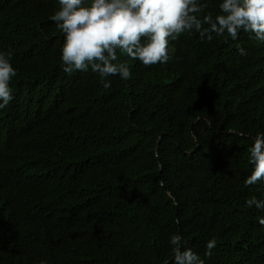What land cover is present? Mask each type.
I'll return each instance as SVG.
<instances>
[{
    "label": "trees",
    "instance_id": "trees-1",
    "mask_svg": "<svg viewBox=\"0 0 264 264\" xmlns=\"http://www.w3.org/2000/svg\"><path fill=\"white\" fill-rule=\"evenodd\" d=\"M59 7L0 0L17 69L0 109V264H172V234L204 264H264V210L246 207L264 180L244 183L264 133V43L183 35L166 64L122 57L131 78L104 89L91 68L63 71Z\"/></svg>",
    "mask_w": 264,
    "mask_h": 264
},
{
    "label": "clouds",
    "instance_id": "clouds-1",
    "mask_svg": "<svg viewBox=\"0 0 264 264\" xmlns=\"http://www.w3.org/2000/svg\"><path fill=\"white\" fill-rule=\"evenodd\" d=\"M59 5L50 19L64 34L60 49L63 71L72 74L91 68L101 77L104 89L111 87L109 76L131 78V66L122 57L138 60L145 67L166 64L175 53L171 42L183 35L198 34L201 42H211L214 34L237 40L243 31L264 43V0H220L215 15L208 11L210 0H59ZM191 47L187 45V49ZM237 51L240 56L248 55L239 44ZM257 58L264 59V52ZM16 75L12 52L0 51V109L14 98L10 85ZM253 141L248 152L254 167L245 178L246 186L264 180V133H257ZM253 206L264 210V200L248 199L246 207ZM258 220L264 226V217ZM169 240L172 264H204L192 247L185 246L181 235L172 234ZM216 245L215 237L209 239L205 255L211 257Z\"/></svg>",
    "mask_w": 264,
    "mask_h": 264
},
{
    "label": "water",
    "instance_id": "water-1",
    "mask_svg": "<svg viewBox=\"0 0 264 264\" xmlns=\"http://www.w3.org/2000/svg\"><path fill=\"white\" fill-rule=\"evenodd\" d=\"M160 139H161V137L159 138V140H158V142H157V145H156V148H155V150H156V154H158V149H159ZM168 262H169V261H166V262H164L163 264H167Z\"/></svg>",
    "mask_w": 264,
    "mask_h": 264
},
{
    "label": "rangeland",
    "instance_id": "rangeland-1",
    "mask_svg": "<svg viewBox=\"0 0 264 264\" xmlns=\"http://www.w3.org/2000/svg\"><path fill=\"white\" fill-rule=\"evenodd\" d=\"M255 58H257V57H255Z\"/></svg>",
    "mask_w": 264,
    "mask_h": 264
}]
</instances>
